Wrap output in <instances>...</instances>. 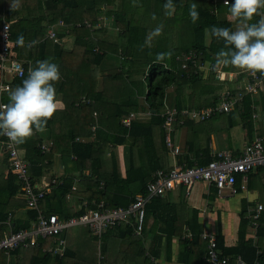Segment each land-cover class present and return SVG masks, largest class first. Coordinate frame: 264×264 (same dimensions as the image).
Masks as SVG:
<instances>
[{
    "label": "trees",
    "instance_id": "trees-1",
    "mask_svg": "<svg viewBox=\"0 0 264 264\" xmlns=\"http://www.w3.org/2000/svg\"><path fill=\"white\" fill-rule=\"evenodd\" d=\"M132 1L136 3V0ZM216 1L173 0L175 9L181 12L179 20L170 31L163 30L155 42H147L151 27L143 23L146 16L137 22L139 20L134 9L131 10L128 6V0H118L116 5L114 0H93L91 6L77 20H87L92 32L84 25L80 28L73 27L71 35L74 37V44L71 51L64 54V51L58 45L50 43L52 42L50 40L38 46L37 51L35 50L38 54H35V45L28 49L22 47L16 49L20 59L32 58L36 61L39 57L43 58L41 61L49 60L57 64L60 77L71 72L68 78L73 81L63 87L70 96H67L69 101L64 102L63 111L58 112L59 119H65V117L70 119L72 123L70 129L56 131L55 135L59 138L53 136L57 142L55 145L52 142L54 147L52 145L48 153L42 152L39 131L35 129L33 135L27 138L24 144L19 145L26 160L31 164L29 173L32 178L41 176L43 168H47L55 153L62 152L64 165H66L65 161L70 164L66 165L70 167L67 169V174L58 176L60 185L54 187L51 195L49 193L39 202L41 212L55 213L60 219L78 217L83 214L85 208L78 210L73 205L82 204L84 201H89V209H95L100 202L104 203L105 208L126 209L135 196H146L147 184L157 170L162 168L169 170L162 132L159 143L155 142L157 135L155 129L161 126L160 115L164 109L168 90L172 87L171 94L174 95L175 104H178L179 99L184 95V89L190 92L186 101L190 103V106L197 108L170 104L181 111L185 108L201 110L215 105L217 94L212 92L221 89L220 82L215 80L214 76L204 79L205 72L199 68L200 65L214 63L215 58L211 54L216 56L224 47L223 41L218 42L215 38H210L209 29L215 25L235 30L234 22L219 17L221 15L219 9L222 7L217 6ZM71 2H74V5ZM231 2L232 0H229L226 6L222 3L225 11L229 12ZM50 3L56 6V12L52 15L56 18L54 17L52 21L63 17L69 23L79 8V0H56ZM192 3L197 5L199 12V20L196 23H192L189 16ZM2 4L0 3V20L1 12H4L1 10ZM4 14L5 17L8 16L7 13ZM259 19V16H255L251 22L255 23ZM6 20H9V16ZM1 26L0 22V28ZM12 26H9L12 58H14L17 47L15 41L18 36H23L25 42H32L40 40L46 33V29L40 27L38 31H28V34L24 35L13 30ZM115 30L117 34L112 35L114 39L110 41V32ZM95 49L98 50L94 51ZM191 51L195 52V58L192 61H186ZM164 52H170L171 57L157 61V55ZM105 61L111 62V67L109 64L110 68L102 70ZM183 64H187L186 69H182ZM166 66L170 70L166 69ZM23 67L24 76L21 79H14L11 89L20 86L23 79L27 78L28 66ZM222 68L227 70L229 67ZM90 73H96L95 76L101 75L99 92L96 91L95 85L93 86V80L90 83L92 78ZM61 78L56 83L58 86H60ZM64 83L68 82L64 81ZM144 83H147L146 89ZM204 93H211L207 95L209 100H200V96ZM81 96L90 98L91 103L75 107V103L79 102ZM140 96L144 97L147 110L151 113L150 119L146 122L134 121L128 129H125L122 126V117L136 110L137 98ZM250 96L248 94L243 102L236 104L235 110L231 112L232 115L237 112V115L245 121L252 118L254 112L250 106L252 104ZM4 101L9 102L8 96H5ZM56 112L48 120L44 129L51 127L53 118L57 117ZM94 113L96 116H93ZM181 119V117L177 118L173 128ZM183 120L182 125H185L188 120ZM90 130L93 136L95 134V139L87 143L81 142L78 138L89 139L92 136ZM50 131L52 133L54 129L51 128ZM0 140H2L1 137ZM109 145L124 146V177L120 173L115 156L111 160L103 161ZM0 149H2L1 145ZM4 154L7 157L4 165L8 169V174L5 186L0 188V221H5L8 215L11 217L9 225L0 227V238L3 237V233L28 228L37 218L35 210L25 208L23 199H16L20 193V187L8 161V155ZM197 156L198 153L193 154V157ZM204 157L205 160L201 159L198 165H205L212 160L207 153H204ZM183 160L186 161L187 166L193 164L184 157L179 163ZM263 171L259 169L257 172ZM74 173L79 174L77 179L81 180L79 184L83 186L82 191H71L76 178ZM240 182L241 178L237 177L236 187L239 193ZM248 187L253 189V184L249 182ZM69 194L71 198L67 199ZM170 197L171 193L167 197H153L148 201L140 236L134 234V226H114L106 229L102 236L105 264H160L161 259L170 262L174 240H177L179 247L176 261L178 264H209L204 247L208 239L202 237L203 227L198 222V211L187 210L183 207V202L176 204L170 200ZM244 204L239 215L236 245L227 247L223 236L219 234L216 236L217 251L220 256L229 258L228 264H235L237 256L246 263L257 260L264 264V211L256 228V240L252 241L246 238L251 221L248 219L249 205L245 202ZM183 209L188 217L182 220ZM187 234H191L190 239L186 238ZM50 244L51 239L48 238L40 240L39 247L15 251L4 250L8 254L1 250L0 264H83L82 259L77 258L75 253L67 247L61 258L48 255L44 250ZM151 258L155 262L151 261ZM94 262L93 260L89 264Z\"/></svg>",
    "mask_w": 264,
    "mask_h": 264
},
{
    "label": "crops",
    "instance_id": "crops-1",
    "mask_svg": "<svg viewBox=\"0 0 264 264\" xmlns=\"http://www.w3.org/2000/svg\"><path fill=\"white\" fill-rule=\"evenodd\" d=\"M50 1H56V0H20L19 7H14V0H0V3L2 4L1 10L4 12L2 13L1 17V24L7 23L8 26H12L13 30L28 34V31H38L40 27H44L46 29V33L44 34V37H42L40 40H33L36 43L34 46V51L38 49V46L46 40H50L53 45H58L59 48H61L64 51V54L71 51L72 46L74 44V37L71 35V31L74 28H80L82 25H84L86 28H88L91 32V25L87 22V20L77 21L80 17V15H83L84 11L91 6V2L93 0H79V8L76 10V15L72 18V20L67 23L63 17H60V19H57L55 21H52V19H55L56 16H52L56 12V6L54 4H51ZM225 0H217V6H220L222 8L219 9L221 12V16L225 15V19L231 22H235L231 19L229 12L225 11L224 7L222 6V3H224ZM229 1V0H228ZM154 6L159 8V13L162 14L164 9L159 3H156L154 0ZM72 5H74V2H71ZM115 5L118 3V0H114ZM159 5V6H158ZM226 6V5H225ZM61 7V6H60ZM59 7V8H60ZM83 7V8H82ZM114 9H116L114 7ZM225 11V12H224ZM7 13L9 16V20L7 21V17H5V14ZM72 13V12H71ZM181 16L180 10H176L173 15L166 16L165 15V23H170V20H174V24L179 20ZM55 17V18H54ZM76 21V22H75ZM173 22V21H172ZM171 22V26L167 27V29H163L164 31H170L174 24ZM109 25V24H108ZM110 28V27H109ZM48 34H53V37L51 39L49 38ZM32 41V42H33ZM209 41V38H208ZM30 42H25V46L22 47L24 49H28L32 46H29ZM49 45V46H53ZM19 46L15 48L14 52V58L20 60L24 65L28 66V72L29 69H34L37 66V62L41 61L43 58H39L36 61H33L32 58L20 59L18 58V53L16 49ZM98 49H95L94 51H97ZM22 51V50H21ZM35 54H38L36 53ZM211 56L215 58V55ZM61 60V59H59ZM113 62V61H112ZM111 67V62L105 61L102 65V70H106L107 68ZM115 63L113 62V65ZM169 68V67H168ZM221 71V78L220 80L217 79L215 73L213 71H204V79H207L208 77L214 76V79L220 82L221 89L217 90L215 93L218 97L221 90H231L236 89L239 87L244 86L247 84L249 80L248 74L239 69H235L233 67H229L225 72L223 68H220ZM92 78H90V83H92L93 80V86L95 85L96 91L99 92L101 89V75L98 74L95 76L96 73H90ZM258 74V73H257ZM260 75V74H259ZM218 84V83H217ZM94 87V89H95ZM56 88V98L59 101L57 105V112L55 118H53V124L51 127L47 129H43L42 131H39V136L41 139V143H51L55 145L57 142L56 139L53 138H59L55 135L56 131H68L70 127L72 126V123L68 117H65V119H59V111H63L65 107L64 102H68V95L69 92H67L65 89L57 84H55ZM172 90H168V96L166 97V101L171 105L176 106H186L189 108H197L196 106H190V103H187L186 99L189 98V91L184 89V95L179 99L178 104H175L174 101V95H172ZM71 93V92H70ZM211 93H206L200 96V100H209L207 98V95ZM8 96V94L6 95ZM247 97V95L245 96ZM245 97L242 99V102L245 100ZM89 101V102H88ZM91 103V99L87 98L85 96H81L79 99V102L75 103V107H78L79 105H87ZM250 103H252L251 109L254 112L252 115V118L250 120H243L240 118L239 115H237V112H234L235 114H223L217 117H220L218 119L219 125L218 128L214 129V127L210 126V123L216 118H213L212 120L205 122V123H194L191 121H187L185 125L177 124L174 126V128L167 131L165 128V121L160 117L161 119V126L157 129H155V132L157 135L155 136V142L159 143V140L161 139V132H162V141L166 148L167 157L166 161L168 163L169 169L173 168L175 165H187L186 161L183 160V162L179 163L180 160L184 158H188L190 161L193 162V165L199 164V161L201 159L205 160L204 153H207V156L209 158H212L214 154H216L219 151H229L233 153V155L241 152L243 147L249 143L256 132H263L264 131V84L262 85V88L260 91H258L257 94L250 96ZM201 107V106H200ZM131 114H135L136 118L132 120L134 121H141L146 122L150 119L151 113L147 110V106L144 100L143 96H140L137 98V106L135 111L129 112L127 115L123 116L122 118H126L130 116ZM256 115H259V120L254 119ZM93 116H96L94 113ZM122 119V120H123ZM131 122V124H132ZM216 122V121H215ZM250 122V123H249ZM130 124V126H131ZM129 126V127H130ZM128 127V128H129ZM51 128L54 129V131L51 133ZM125 128V129H128ZM255 129V131H254ZM91 131V130H90ZM211 132H213L211 134ZM92 136L89 139L86 138H78L81 140V142H90L93 141L95 138V134L93 136V132L91 131ZM95 133V132H94ZM159 134V135H158ZM168 137L170 139V142L173 146L179 148V154L177 156H174L171 149H169L165 144V138ZM78 141V140H77ZM53 142V143H52ZM53 145V147H54ZM110 149V151H109ZM198 153L197 157H193V154ZM192 155V156H190ZM62 152L55 153L53 158L51 159L50 164L47 166V168H43L42 174L38 178H33L34 181L39 183H45L47 184L49 182L50 178H53L54 176H65L67 174V167L64 165L62 161ZM115 156L118 167L120 170V173L122 177L125 176V162H124V146L123 145H117L115 147H112L111 145L108 146V151L106 155L103 157V161L111 160L112 157ZM183 156V157H182ZM182 157V159H181ZM7 157L5 156L3 150L0 149V188L5 186L8 169L4 165L5 159ZM46 160V158H45ZM44 160V161H45ZM163 169V168H162ZM161 170V169H159ZM165 170V169H163ZM88 174V172H85ZM74 176L76 177L74 180V183L72 184V190L71 191H77V190H83V186L79 184V174L74 173ZM253 184V189L248 187V184ZM241 183V182H240ZM204 185V184H203ZM199 184L197 186L198 190L196 189L194 195V205H191L188 201V199L191 197V192L194 189L193 188L190 191H186L185 188H178L174 189L173 191L169 192L171 193V201L174 203L183 202L187 210L195 209L198 211V222L202 225V232L207 233L209 235H221L223 236L224 243L227 247L235 246L237 242V231L239 229V215L241 212L242 207L247 203L249 205L248 207V214L250 215V212L256 209L259 205L264 208V171L263 172H256L254 174H251L248 176V182L247 187L245 190L240 191V193L235 197H227L226 199H219L214 192V190L208 189L206 186H203ZM54 189V188H53ZM52 189V191H53ZM51 191V192H52ZM246 191V193L244 192ZM51 192L49 195H51ZM168 193V194H169ZM168 194L165 196L167 197ZM192 195V196H193ZM70 194L67 197V199H70ZM16 199H20L19 195L16 196ZM183 199V200H182ZM21 200V199H20ZM216 200H219V202H223L224 200L228 203V209L224 208L218 205L217 209H214L211 204H215ZM261 200V202H260ZM89 201H84L83 203H88ZM82 204L73 205L75 209H82ZM216 211L214 214L213 211ZM184 211V209H183ZM234 214H237V218L234 216ZM188 214L185 213L182 215V220L184 218H187ZM204 223H206V227H204ZM216 229L215 232H212L210 229L214 228ZM210 228V229H209ZM246 238L252 239V241L256 240V232L249 227L247 231ZM39 241L37 240V245L35 247H39ZM263 243V242H262ZM51 246V244L49 245ZM47 247V249L49 248ZM178 242L177 240L173 241L172 244V259L170 262H166L163 259L160 260V264H178L177 261V254H178ZM17 250V249H16ZM15 251V250H13ZM50 255V254H48ZM51 256V255H50ZM63 256V255H62ZM61 256V257H62ZM123 256V255H121ZM59 257V258H61ZM153 259V258H151ZM94 264V263H92ZM159 264V263H158Z\"/></svg>",
    "mask_w": 264,
    "mask_h": 264
},
{
    "label": "built area",
    "instance_id": "built-area-1",
    "mask_svg": "<svg viewBox=\"0 0 264 264\" xmlns=\"http://www.w3.org/2000/svg\"><path fill=\"white\" fill-rule=\"evenodd\" d=\"M224 4L227 5L228 1L225 0ZM48 35L50 38L53 37V34ZM11 48L12 46L9 39L8 25H3L2 29L0 30V63L6 60ZM194 58L195 52L191 51L188 53L186 61H192ZM206 65H200V70L207 71L205 67ZM186 67L187 64L182 65V69H186ZM10 70L20 75L22 71L21 65L16 61H13L11 62ZM213 72L215 73L217 79L220 80V69ZM247 74L249 76V80L244 86L231 90L223 89L218 92L222 98L219 108H210L198 112L192 111L191 113L184 111V114H188L192 118L207 119L215 111H230L232 106L241 102L246 95L257 94L264 84V77H261L259 74H256V77L251 76L249 73ZM7 88V86H0V90ZM174 113L175 110L166 112L165 127L167 131L170 130L169 127L173 121ZM135 118V114H131L130 116L124 118L122 120V126L124 128H128L132 120ZM16 146L11 145L8 140L6 146L8 161L13 173L17 176V180L20 183L19 187L21 199H23L27 208L37 210L39 215L37 222L31 228L19 230L11 236L5 237L0 243V246H6L7 248L3 249L13 251L19 247L26 248L28 246H36L38 239H46L49 237L53 238L54 242L51 244V246H49L48 252L58 255L59 257L64 254L65 243L57 236L71 226L78 227L77 225H84V227H87L90 233L97 239L101 238L102 233L107 228L114 226H134V234L140 236L143 229L145 215L144 208L149 198L162 195L167 189L176 187L181 183L190 188L196 181H205L209 184H214L219 190V193H221L222 189L226 188L229 190L231 195H236L238 190L234 186L235 174L247 173L255 164L254 157L247 153L244 157L237 160L225 155L219 161L209 163L208 166L205 167H196L190 169H182L177 167L168 175H163L161 172H159L158 179L148 185L149 196L147 198L138 195L135 196L134 201L126 209L106 208L98 211L84 209V213L78 218L73 217L67 220H61L57 214L44 216L40 213L38 205L44 195L48 192V189L44 186L33 185L28 173V164L19 157ZM43 149H45V147H43ZM174 153H177V149L174 150ZM255 158L257 163L264 165V152H260L255 156ZM241 188H245L243 184L241 185ZM99 207H102V203L99 205ZM260 210H262V206L259 205L258 211ZM257 218L258 215L254 216V219ZM203 237L207 238L208 236L205 234ZM207 248L209 261L212 264H218V254L215 249L216 244L214 242V238L209 237ZM151 261L155 262L154 259H151ZM102 262L103 256L101 255L100 251H98L94 264H102ZM221 264H226V260H221ZM238 264L241 263L239 262Z\"/></svg>",
    "mask_w": 264,
    "mask_h": 264
},
{
    "label": "clouds",
    "instance_id": "clouds-1",
    "mask_svg": "<svg viewBox=\"0 0 264 264\" xmlns=\"http://www.w3.org/2000/svg\"><path fill=\"white\" fill-rule=\"evenodd\" d=\"M20 0H14L19 7ZM164 14L171 16L175 12L173 0H165ZM264 0H232L229 15L236 22L235 30L213 25L209 29L210 38L223 41L224 47L216 54L214 63L207 64L206 70L216 71L222 67H233L256 77H264ZM192 23L199 20L197 5L189 8ZM255 16L260 19L252 23ZM155 20L156 17L153 16ZM163 24L157 25L149 33L147 42L162 34ZM36 42H30L33 46ZM16 46L24 47L23 36H18ZM170 52L159 53L157 61L170 58ZM23 76V72L20 73ZM57 64L49 60L38 61L34 69H29L27 78L20 86L9 89L8 100L0 105V136H6L11 145H22L30 138L34 129L42 131L57 111L59 101L56 98L55 84L60 80ZM243 264V262H241Z\"/></svg>",
    "mask_w": 264,
    "mask_h": 264
},
{
    "label": "bare ground",
    "instance_id": "bare-ground-1",
    "mask_svg": "<svg viewBox=\"0 0 264 264\" xmlns=\"http://www.w3.org/2000/svg\"><path fill=\"white\" fill-rule=\"evenodd\" d=\"M3 25H8V24H7V23H3L2 26H1V28H0V30L2 29ZM8 31H9V26H8ZM49 38H50V37H49ZM9 39H10V43H11V46H12V41H11L10 31H9ZM50 39H51V38H50ZM10 52H11V50H10ZM10 52H9V54L7 55L6 60H4V62L0 63V64H1V67H0V75H1V78H0V86H7V87H8L7 89L0 90V105H5V104H7V103L4 101V98H5V96L8 94L9 89H11V83H12V81H13L14 79H21V78L24 76V74H25V69H24V67H23V66H24L23 63H22L21 61L17 60V59L12 58L11 55H10ZM13 61H16L17 63H19V64L21 65V69H22V72H23V76L18 75L16 72H13V71L10 70L11 62H13ZM166 69H169V70H170V68H168L167 66H166ZM170 89H172V87H170ZM221 99H222V98H221V95L219 94L218 97H217V99H216V103H215V105H212V106H209V107H206V108H202L201 110H207V109H210V108H212V109H217V108H219V106H220V104H221V101H222ZM235 107H236V105H233L232 108L230 109V111H228V112H225V111H215V112H214L210 117H208L207 119H199V118H192L190 115H188V114H184V111L187 112V113H191L192 111L198 112V111H201V110H195V109H187V108H185V109L179 111L177 108H175L174 106H171L168 102L165 101V102H164V109H163V112L161 113L160 117L163 119V121H165V120H166V112H167V111H173V110H175V113H174V116H173V121L171 122L170 127H169L170 129H172V128H173V123L176 122L177 118H180V117L182 118L181 120L178 121L179 124H183V122H184L183 119H187L188 121H191V122H193V121L205 122V121L210 120L211 118H214V117L217 116V115L230 114L231 112H233V111L235 110ZM164 124H165V123H164ZM165 128H166V127H165ZM94 129H95V128H93V130H94ZM0 137L2 138V140H0V145H1V147H2L1 150H3L4 153L7 154V152H6V146H7V142H8V140H7V138H6L5 136H0ZM167 138H168V137L165 138V144H166V146H167L169 149H171V151H172V153H173L174 156H177V155L179 154V148L173 146V145L171 144V142H170V139H169V138L167 139ZM168 144H169V145H168ZM43 147H45V149H43ZM51 147H52V144L48 142V143H45V144H42V145H41V150H42L43 153H48V152L50 151V148H51ZM20 149H21L20 146L17 145V146H16V150H17V152H18V155H19V157H20L22 160H24V161L28 164V173H29L30 168H31V164L26 160L25 156H23V155L21 154ZM175 149H177V153H174V150H175ZM260 152H264V133H262V132L259 133V132H256V131H255V134H254L253 139L243 147V149L241 150V152H239V153H237V154H235V155H233V153H231V152H229V151H219V152H217L216 154H214V155L212 156V160H211L210 162H208L207 164H205V165H198V164H195V165H193V166H187V165H175L173 168H171V169H169V170H163V169H161V170H157V171L152 175V180L147 184V187H146L147 194H146V196H143V195H138V196H142V197H144V198H147V197L149 196L148 185H149L150 183L155 182V181L158 179V173H159V172H161L163 175H168L172 170H174V169L177 168V167H178V168H182V169H190V168H196V167H205V166H208L209 163L219 161V160L222 159L225 155L229 156L230 158H232V159H234V160H237V159H239V158L244 157L245 154L249 153L250 155H252V156L254 157V159H255V164L253 165V167H252L247 173H237V174H235V184H234L235 188H237V187H236L237 177H240V178H241L240 191L245 190L246 187H247L248 176H249L250 174H252V173H256L259 169L264 170V165L257 163V160H256V158H255V156H256L257 154H259ZM7 155H8V154H7ZM29 176H30V178H31V180H32L33 185L44 186V187H46V188L48 189V192L44 195V197H46V196L51 192V190H52L54 187L59 186L60 183H61L58 177L50 178V179H49V182H48L47 184H45V183H39V182L34 181V179L31 177L30 173H29ZM16 179H17V176H16ZM17 181H18V180H17ZM18 183H19V181H18ZM197 183H202V184H204L208 189H210V190H211V189L214 190L215 193H216V195H217V197H218L219 199H226L227 197L232 198V197H235V196H237V195L239 194V191H238L236 195H231L230 192H229V190L226 189V188L222 189V190H221V193H219V190L215 187L214 184H209V183H207V182H205V181H196V182H195L190 188H188L186 185H184V184L181 183V184L177 185L176 187H173V188H171V189H167L162 195H159V196H157V197L164 198L169 192L173 191L174 189H178V188H182V187L185 188L186 191H190V190L193 188V186H194L195 184H197ZM242 184H243L244 187H245L244 189L241 188V185H242ZM19 185H20V183H19ZM224 190H227V191L229 192V194H228V195H224V194H223V191H224ZM237 190H238V189H237ZM44 197H43L42 199H44ZM151 198H153V197H151ZM151 198H149L148 201H149ZM42 199H41V200H42ZM133 201H134V200H133ZM148 201L146 202L145 207H146ZM101 203H102V207L100 208L99 205H100ZM128 207H129V206H128ZM82 208L89 209V208H88V203H83ZM101 209H106V208L104 207V203H103V202L98 203V204L96 205V208H95V209H90V210H92V211H98V210H101ZM144 209H145V208H144ZM262 211H264V208H263V207H262V210H260V211H258V207H256V209H254L253 211H251V212H250V215H248V219L251 221V225H250V227H251V229H253L254 232H256V228L258 227V221H259V219H260V217H261V213H262ZM256 215H258V218H257V219H254V216H256ZM144 220H145V215H144ZM254 224H255V225H254ZM143 226H144V221H143ZM205 234L208 236L207 239H209V237L214 238V242H215V244H216V248H215V249H216V251H217L216 236H215V235H209V234H207V233H203V232H202V237H203V235H205ZM140 235H141V234H140ZM186 238H189V239H190V238H191V234H187V235H186ZM203 238H204V237H203ZM207 247H208V241H207V243H206V248H205V251H207V253H206V258H207V262H208L209 264H212V263L209 261V258H208V248H207ZM217 254H218V257H217V260H218L217 263H218V264H221V260H223V259L226 260V264L229 263V258H228V257H222V256H220L218 251H217ZM239 262H240V263L243 262V264H261V263H260L259 261H257V260L254 261L253 263H246L245 261L242 260V258H241L240 256H237V257L235 258V264H238Z\"/></svg>",
    "mask_w": 264,
    "mask_h": 264
},
{
    "label": "rangeland",
    "instance_id": "rangeland-1",
    "mask_svg": "<svg viewBox=\"0 0 264 264\" xmlns=\"http://www.w3.org/2000/svg\"><path fill=\"white\" fill-rule=\"evenodd\" d=\"M131 1L132 0H128V6L130 7L131 10L134 9L135 14H136V17L139 20L137 22H140L141 19H142V17L143 16H146V17H144L143 23H147V24L150 25L151 29H149V33H151L152 30L155 29L157 27V25H159V24H163V29L164 28L167 29V27H170L172 21H173L172 23L174 24V20L175 19L173 20V18H172V20H170V23H168V24L165 23L166 20L164 18L165 17L164 11H163L162 14H160L159 13V8L154 6V2H151L150 0H136V3H134L132 1V4H131ZM154 1L156 3H159L161 5V9H162V7H163V5L165 3L164 0H154ZM153 16L156 17L155 20L153 19ZM219 17L220 18H225V15H222V16L220 15ZM235 28H236V22H234V29ZM116 34H117V30L111 31L110 32V38H109V40L112 41V39H114L112 37V35H116ZM160 36L161 35H159L158 37L153 38L151 41L155 42ZM225 72L227 73L226 70H225ZM67 74L68 75L65 74L61 78V82H60L61 87L68 86L69 84H71L73 82L72 79H69L68 78L69 75L71 74V72H68ZM64 81L65 82L67 81L68 83L66 84V83H64ZM144 85H145V89H146L147 88V83H144ZM207 98H209V97L207 96ZM217 116H220V115H217ZM217 116H215L216 118L214 117L215 119L212 121V123H210V126L214 127V129L218 128V125H219L218 119L220 117H217ZM256 118H257V120H259V115H256L254 119H256ZM193 122L194 123H205V122H200V121H193ZM212 133L213 132H211V134ZM20 152L24 156V152L21 149H20ZM65 164L67 166L70 165L66 161H65ZM67 168H70V167H67ZM199 184L203 185L202 183L195 184L194 189L191 192V197L188 199V201H189V203L191 205H194V200H193L194 195L193 194H195L196 189L198 190L197 186ZM203 186H205V185H203ZM244 192L246 193V191H244ZM223 194L224 195H228L229 192L227 190H224L223 191ZM19 198L21 199L20 193H19ZM260 202H261V200H260ZM227 204L228 203L225 200L222 203L219 202V200H216V203L215 204H211V205H212V207L214 209H217L218 208V205H220L222 207L221 209H224V208L228 209V205ZM38 207H39V205H38ZM25 208L28 209V210H34V209H29L27 207H25ZM35 211L37 212V218H38V215H39L38 214V211L37 210H35ZM39 211L44 216L50 215V214H45V213L41 212L40 209H39ZM213 213L215 214L216 211L214 210ZM51 214H55V213H51ZM234 216L237 218V214H234ZM10 217L11 216L8 215V217L6 218L5 221H0V227L2 225H9V223H10ZM78 217H74V218H78ZM37 218H36V220L34 222H32L30 224V226H28V228H31L37 222ZM70 218H73V217H70ZM61 220H67V219H61ZM77 226L78 227H76V226L69 227L68 229L64 230L61 234H59L57 237L61 238L64 241L65 248L67 247V249H69V250H71L72 252L75 253V256L77 258L82 259L81 260L82 261L81 263H83V264H89L93 260L96 261L97 253H98V251H100L101 255L103 256V262H102V264H105V255L102 252V236H103V234L105 233L106 230L102 233L101 238L100 239H97L96 237H94L90 233V231H89V229L87 227H84V225H77ZM204 227L207 228L206 227V223H204ZM210 230L212 232H215L216 231L215 227L212 228V229H210ZM14 233L15 232H10V231L8 233H3V237L0 238V243L4 240L5 237H9V236H11ZM48 238H46V239H48ZM46 239H40V240L43 241V240H46ZM49 239H51V244H52L54 242V239L53 238H49ZM30 247H32V246H30ZM30 247L29 246L26 247V248L19 247L18 249H28ZM204 247L206 248V245ZM3 248H7V247L1 245L0 246V252H2L1 250H3V251L5 250ZM6 251H4V252L6 254H8ZM44 251H45V253L50 254L52 257H59L58 255H54V254L49 253L47 248Z\"/></svg>",
    "mask_w": 264,
    "mask_h": 264
}]
</instances>
